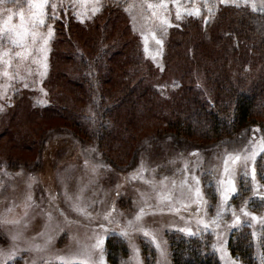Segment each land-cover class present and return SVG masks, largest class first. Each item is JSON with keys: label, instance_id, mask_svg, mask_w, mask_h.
Here are the masks:
<instances>
[{"label": "rangeland", "instance_id": "rangeland-1", "mask_svg": "<svg viewBox=\"0 0 264 264\" xmlns=\"http://www.w3.org/2000/svg\"><path fill=\"white\" fill-rule=\"evenodd\" d=\"M29 3L30 0H0V27L8 26L4 22L9 15L13 16L11 25L20 23L21 11L30 16ZM52 4L58 5L55 12ZM149 4L153 7L149 8ZM222 4L252 9L255 5V10L264 11L261 7L264 0H49L45 24L37 30L43 38L33 44L29 37L27 59L15 56L21 49L12 46L6 34L0 38V53H11L12 59L10 67L0 64V264H71L73 261L100 264V250L93 247L97 241H102L103 264H173L169 248L173 237L176 240L199 238L220 264H248L244 256L230 247L232 238L245 234L250 237L252 262L264 264L260 250L264 199L259 198L264 196V184L256 167L262 153L254 165L248 161L247 178L241 164L229 165L238 194L227 205L222 203L220 185L224 178V159L238 153L250 156L249 142L262 138L255 128L235 140L211 146L206 142L177 144L164 137L140 150L125 167L122 163L129 162L131 157L128 147L133 148L140 137L155 131L159 123L150 113L136 118L135 126L127 133H119L117 141L121 143L117 142L118 147L107 152L95 140L85 138L81 143L65 129L63 119L51 118L48 114L42 118L32 110L48 104V89L53 95L55 91H63L48 85L47 89L44 84L54 37L51 19L59 11L70 9L79 22H85L106 5H116L130 26L126 38L131 40L132 32L144 58L161 69L170 29L187 17L206 21ZM117 20L114 33L123 26L121 18ZM3 59L7 61L10 56L5 55ZM5 70L8 76L3 75ZM63 93L68 94L65 90ZM49 126H58L59 130L53 131L44 143L41 160H37V144L28 146L27 143L25 148L20 142H12L20 131L35 139ZM245 149H248L246 153ZM120 153L127 157L117 162L118 167L103 159L105 155L116 157ZM16 159L28 164L37 160V166L30 170L27 164H12ZM9 160L11 164L6 162ZM253 167L257 173V190L251 180ZM193 175L199 179V185L191 180ZM185 180L187 183H182ZM196 188L202 194L200 200L193 198ZM76 204L85 207L87 214L75 211ZM241 208H246L258 221L242 216ZM141 209L142 221L137 222ZM233 210L244 221L235 228L230 227L234 222ZM218 212L219 227L210 224L205 230L198 226V221L217 218ZM108 213L112 216L111 223L104 218ZM129 221L138 223L150 235L145 237L141 230H128V236L122 235ZM189 229L195 234L189 235ZM13 236L17 239L13 240ZM110 236L127 251L118 255L115 263L108 259L106 243ZM153 238L166 250L164 258L152 243ZM36 244L41 245V251L34 250ZM133 245L139 252L135 258ZM13 254L15 258L10 259Z\"/></svg>", "mask_w": 264, "mask_h": 264}, {"label": "trees", "instance_id": "trees-1", "mask_svg": "<svg viewBox=\"0 0 264 264\" xmlns=\"http://www.w3.org/2000/svg\"><path fill=\"white\" fill-rule=\"evenodd\" d=\"M118 8L106 5L85 22L70 9L51 19L54 37L44 84L63 91L53 95L47 86L48 104L32 107L33 111L42 118L48 114L63 119L65 129L81 143L85 138L95 140L107 152L121 143L119 133H127L136 118L150 113L159 123L128 147L130 161L121 162L125 167L140 150L164 137L177 144L211 146L255 128L264 138V11L222 4L206 21L184 18L170 29L163 64L157 69L141 54L133 33L131 40L126 38L130 26ZM118 18L123 26L114 33ZM42 130L35 139L20 131L12 142L25 148L27 143L37 144L41 160L44 143L59 127ZM118 156L103 159L118 167L127 154ZM10 160L6 162L11 164ZM37 160L28 164L16 159L12 164H27L32 170ZM256 167L264 184V153ZM106 244L111 263L127 252L112 236ZM169 244L173 264H220L199 238L173 237ZM230 247L254 264L248 234L232 238ZM260 250L264 260V235Z\"/></svg>", "mask_w": 264, "mask_h": 264}, {"label": "snow or ice", "instance_id": "snow-or-ice-1", "mask_svg": "<svg viewBox=\"0 0 264 264\" xmlns=\"http://www.w3.org/2000/svg\"><path fill=\"white\" fill-rule=\"evenodd\" d=\"M49 0H30L29 3V11H30V16H25V13L21 11L19 13V21L20 23L18 25H11L9 22L13 20V16L9 15L7 17V20L4 22L5 25H8L7 27H0V38H3L6 34L7 39L11 42L12 46L16 48H20V52H16L15 56L20 58L21 60L27 59L29 53H28V39L31 37L32 43L35 44L37 42V39L40 38L42 39L43 37L38 33V29L45 24V19L47 16V13L45 11L46 7L48 6ZM53 12L57 9L58 5L52 4L51 5ZM149 8H152L153 5L149 4ZM160 7H163V5H160ZM262 8H264V4L261 5ZM256 6L253 5V10L255 11ZM7 11L12 12V9H7ZM53 18H56L53 16ZM179 18V14L177 16ZM52 32L51 28H49L48 36L51 37ZM46 43V41H45ZM5 55H9L10 59L5 61L3 57ZM12 59H11V53H0V64H7L9 67L11 66ZM4 76H8L9 73L5 70L3 72ZM27 86V85H26ZM250 145H252V151L251 155H246V154H241L238 153L236 155H228L224 159V178L220 180V185H221V193H222V203L224 205H227L228 201L232 198H234L238 194V189L235 183V177H231L230 173L231 170L229 168V165L231 164L232 166H236L238 164H241L244 168V176L245 178L248 177V161L251 160L253 165L255 164L256 158L258 155L261 153H264V138H261L259 141H250ZM248 151V149H245V153ZM193 155H196L195 153ZM95 171V169H93ZM256 170L253 167L252 172H251V180L253 183L254 190H257L259 188V185L256 182ZM264 179V176L261 177ZM191 180L195 182V184L199 185L200 181L196 176H192ZM182 183H187V180L183 181ZM191 191V189H189ZM194 199L200 200L202 199V194L199 190V188L195 189V194H194ZM260 199H264V196L259 197ZM30 199V198H29ZM74 210L77 211L81 215H86L87 210L85 207L80 206L79 204L74 205ZM240 212L242 216L244 217H249L250 213L246 210V208H241ZM142 213L143 209H141V215H137L136 221L140 222L142 221ZM220 216V213H217V218H214L210 221L206 222H199L198 221V226L204 228L205 230L209 229V225H216L219 227V220L218 217ZM233 217H234V222L230 227H237L240 226L244 223V221L241 220V216L237 215L235 210H233ZM105 220H108L109 223L112 222V216L111 213H108L105 215ZM251 221H258V218L254 215L250 216ZM264 223V221H260ZM16 223H19V221H16ZM128 230H141L143 231V235L145 237H148L150 234L148 231L143 230L139 227L138 223H133L132 221H129V223L125 226V230L122 232V235L128 236L129 231ZM181 231H184V229H181ZM189 235H194L190 229L188 230ZM43 235V233H41ZM17 239V236H13V240ZM47 243V242H46ZM152 243L154 246L157 248L159 251V254L162 258L166 256V250H164L159 243L156 242V240L153 238ZM102 241H97V244L94 245L93 247L96 249L100 250V264H103V249L101 247ZM214 249L216 248L215 245H213ZM34 250L36 251H41L42 247L39 244H36L34 246ZM133 252H134V258L139 255L138 250L135 248V245H133ZM91 254L89 253V256ZM15 254L10 257V259H14ZM63 264V262H62ZM71 264H78V262L73 261ZM79 264H87L86 261H81Z\"/></svg>", "mask_w": 264, "mask_h": 264}]
</instances>
